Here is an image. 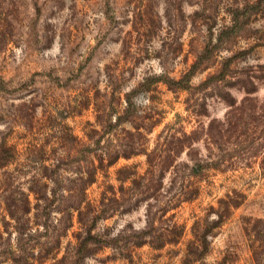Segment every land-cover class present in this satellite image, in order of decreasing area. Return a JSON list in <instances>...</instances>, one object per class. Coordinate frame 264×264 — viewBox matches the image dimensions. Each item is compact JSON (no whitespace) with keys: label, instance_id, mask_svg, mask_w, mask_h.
Here are the masks:
<instances>
[{"label":"rangeland","instance_id":"374dc122","mask_svg":"<svg viewBox=\"0 0 264 264\" xmlns=\"http://www.w3.org/2000/svg\"><path fill=\"white\" fill-rule=\"evenodd\" d=\"M77 260L264 264V0H0V264Z\"/></svg>","mask_w":264,"mask_h":264},{"label":"trees","instance_id":"16d2710c","mask_svg":"<svg viewBox=\"0 0 264 264\" xmlns=\"http://www.w3.org/2000/svg\"><path fill=\"white\" fill-rule=\"evenodd\" d=\"M99 215H102V217H103V214H99ZM99 217V216H98ZM96 220H97V218H96ZM95 225V224H94ZM154 230V232H155V229H153ZM152 232V231H151ZM140 234L142 235L141 237L139 236V237H137V239H139L140 238V240H139V242L137 243V244H135L134 246H136V247H141V246H144V245H146V244H148L149 243V245H151L153 248H155V249H159L158 247L159 246H155V245H153L152 244V242H143V236L146 234H148V232H140ZM162 236V235H161ZM89 237L93 240H95V241H97V238H95V235L94 234H92V231L91 232H89ZM156 238H160V237H156ZM128 243H130V241L128 242ZM82 253V250H78V255H82L81 254ZM73 264H80V261L79 260H77L75 263H73Z\"/></svg>","mask_w":264,"mask_h":264}]
</instances>
